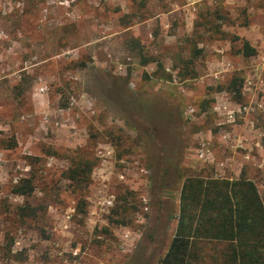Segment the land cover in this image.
Wrapping results in <instances>:
<instances>
[{"label": "rangeland", "instance_id": "obj_1", "mask_svg": "<svg viewBox=\"0 0 264 264\" xmlns=\"http://www.w3.org/2000/svg\"><path fill=\"white\" fill-rule=\"evenodd\" d=\"M187 178L264 199V0H0V264H160Z\"/></svg>", "mask_w": 264, "mask_h": 264}, {"label": "trees", "instance_id": "obj_2", "mask_svg": "<svg viewBox=\"0 0 264 264\" xmlns=\"http://www.w3.org/2000/svg\"><path fill=\"white\" fill-rule=\"evenodd\" d=\"M242 55L254 56L256 50L244 41ZM229 89L240 92L236 80ZM142 111L156 124L168 125L176 131L174 123L170 125L175 117L154 105L143 106ZM159 147L162 152L174 151L169 143ZM171 172L174 169L166 165L160 175L168 177ZM27 187L16 193L31 194L33 189ZM180 195L176 232L160 264H194L200 242L222 246L220 264H264V199L253 181L187 178Z\"/></svg>", "mask_w": 264, "mask_h": 264}, {"label": "crops", "instance_id": "obj_3", "mask_svg": "<svg viewBox=\"0 0 264 264\" xmlns=\"http://www.w3.org/2000/svg\"><path fill=\"white\" fill-rule=\"evenodd\" d=\"M254 11H256V13H260L262 10H260L259 8H257V7H255L254 9H253ZM254 27H256V26H254ZM257 27H259V26H257ZM255 29V28H254ZM259 29V28H258ZM248 34L250 35V36H253V37H258V33L256 32H253V33H250V32H248ZM246 40H244V41H246V42H248L249 44H250V46H252V47H254L252 44H253V40H252V38H248V37H246L245 38Z\"/></svg>", "mask_w": 264, "mask_h": 264}]
</instances>
